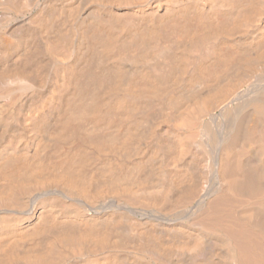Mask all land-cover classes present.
Returning <instances> with one entry per match:
<instances>
[{
	"label": "bare ground",
	"instance_id": "6f19581e",
	"mask_svg": "<svg viewBox=\"0 0 264 264\" xmlns=\"http://www.w3.org/2000/svg\"><path fill=\"white\" fill-rule=\"evenodd\" d=\"M0 264H264V0H0Z\"/></svg>",
	"mask_w": 264,
	"mask_h": 264
}]
</instances>
